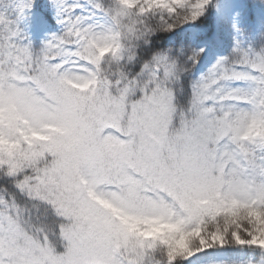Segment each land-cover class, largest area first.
Instances as JSON below:
<instances>
[{
  "label": "snow or ice",
  "instance_id": "obj_1",
  "mask_svg": "<svg viewBox=\"0 0 264 264\" xmlns=\"http://www.w3.org/2000/svg\"><path fill=\"white\" fill-rule=\"evenodd\" d=\"M0 264H264V0H0Z\"/></svg>",
  "mask_w": 264,
  "mask_h": 264
}]
</instances>
